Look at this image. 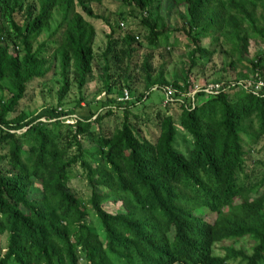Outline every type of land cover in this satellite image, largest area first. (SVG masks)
<instances>
[{"label": "trees", "instance_id": "obj_1", "mask_svg": "<svg viewBox=\"0 0 264 264\" xmlns=\"http://www.w3.org/2000/svg\"><path fill=\"white\" fill-rule=\"evenodd\" d=\"M92 1L100 0H0V235L5 239L0 264H264V165L254 181L245 182L242 174L245 144L264 133V87L253 91L238 81H222L198 101L202 90L187 95L196 59L225 41L232 55L228 65L245 62L239 77L264 80V44L242 59L251 34L264 43V0H173L183 3L187 14L177 28L166 25L159 0H124L144 13L140 23L150 46L166 43L175 29L189 39L181 77L167 79L161 68L151 74L148 54L141 63L142 95L165 85L187 95L186 102L184 96L171 99L179 105L178 124L190 136L184 149L175 145L170 113L155 112L157 133L147 137L128 118L134 102L115 101L113 94L103 95L102 112L89 108L72 122L62 121L68 112L56 105L34 113L18 108L27 84L50 68L43 48L53 35L58 39L51 58H57L61 80L57 104L68 88L69 68L81 99L94 28L75 6L96 18ZM54 18L46 38L36 43ZM134 35L124 33L119 40L111 26L105 33L99 54L103 93L111 86L107 55L121 63ZM203 37L209 44L200 43ZM119 103L120 124L106 133L100 121ZM80 135L92 144L82 146ZM74 164L89 187L85 199L67 188ZM108 196L121 208L105 209L101 200ZM205 208L215 213L211 220L204 217ZM240 239L249 245L232 244ZM224 240L230 243L221 246L223 253H214V244Z\"/></svg>", "mask_w": 264, "mask_h": 264}, {"label": "rangeland", "instance_id": "obj_2", "mask_svg": "<svg viewBox=\"0 0 264 264\" xmlns=\"http://www.w3.org/2000/svg\"><path fill=\"white\" fill-rule=\"evenodd\" d=\"M158 3L159 7L157 10L169 28H177L184 25L187 14L186 7L183 3L176 4L173 0H159ZM90 4L92 10L98 14V17H90L84 14L77 5L75 6V9L80 11L94 28L91 69L87 80L82 86L81 99H78L80 92L71 77V68H69L68 88L61 96L60 103L57 104V87L61 83V80L57 58H51L53 46L57 43L58 39L57 35H53L43 48L47 62L51 61L50 68L43 76L34 78L27 84L25 95L19 100L18 108L34 113L41 107L56 105L57 108L68 112L66 116L61 117L62 121L72 122V117L76 113L86 112L89 108L97 109V112H102L107 107V105H101L103 95L106 93L108 95L113 94L116 99L115 101L134 102L130 103L127 107L130 110L128 118L135 126L137 125V129L144 136L154 137L157 133V125L153 117L157 110L161 113H170L173 117L175 128L177 129L175 145L180 149H184L185 146L189 145L190 136L177 122L179 112L178 102H171V100L164 102L165 93L162 87L155 88L153 86L149 93L141 94L145 91L141 63L144 56L148 54L147 62L150 66L151 74H154L156 70L161 68L162 73L167 79H171L173 76L181 77V70L186 64V53L189 48L188 37L183 31L175 29L169 31L166 43L161 42L157 47L150 46L145 39L146 28L140 23V18L144 13L134 4L124 0H100L99 2L92 1ZM261 13L262 10L260 7H257L255 9V16L260 18ZM56 20V18L52 19L49 28L43 30L38 35L35 41L36 43L46 38L48 31L54 26ZM119 21L122 22V25H120ZM109 26L113 28V36H116L119 40L124 33L128 32L137 35V37L130 43L132 50L128 56L123 57L121 63L118 64V61H115L112 53L107 55L111 73V86L103 93L100 80L101 57L99 54L104 46L105 33L108 31ZM200 43L203 45L209 44V38L203 37L200 39ZM263 44L259 36L251 34L248 39L246 51L242 54V59L253 57L257 51L263 48ZM121 46L120 41L117 42L115 50ZM229 47L230 43L227 41L219 43L212 53L196 59V63L189 71V77L193 80V86L213 81H226L230 84L236 81H249V79L239 77L238 75V71H241V69L246 72V68L243 66L244 61L235 63L233 67L228 65L232 59V55L228 50ZM123 68H125L124 72ZM239 88L240 86L234 88L232 91H239ZM171 93L172 98L175 96H184L185 102L188 98L187 95H190V92H187V95L175 94L173 88ZM204 96L205 93L198 95L197 101ZM119 104V107H112L111 114L104 116L100 121L102 130L106 133H110L115 126L120 124L122 119V103ZM40 119H44V117H40ZM241 136L243 139L245 138L244 134H241ZM79 139L82 146L92 144V141L86 135H80ZM69 148L72 149L73 146ZM245 148V166L242 174H246L245 182H251L259 176L264 165V133L259 135L254 142L246 143ZM71 170L74 174L67 180V188L85 199L89 193L87 182L82 175L78 174L80 168L77 164H74ZM32 193L36 196L39 194L36 185L32 187ZM101 204L105 209L110 211H116L121 208L119 201H112L111 196L103 198ZM203 211L204 217L209 220L215 215L213 211H209L206 208ZM88 217L91 224L100 232L97 218L91 210H88ZM4 242L3 233L0 235V245H4ZM227 243H230V241L224 240L216 242L213 246V252L222 254L224 250L221 246ZM239 243L244 246L249 245L244 239L232 242L235 245Z\"/></svg>", "mask_w": 264, "mask_h": 264}, {"label": "built area", "instance_id": "obj_3", "mask_svg": "<svg viewBox=\"0 0 264 264\" xmlns=\"http://www.w3.org/2000/svg\"><path fill=\"white\" fill-rule=\"evenodd\" d=\"M119 23H120V25H122L121 21H119ZM134 37H137V35H134ZM240 83L244 87L247 86V85L251 86L253 91L258 90L262 86L264 87V80H261V79H258V80H255V81H251L249 79V81H241ZM221 85H222V82H219V81L207 82V83H203L201 85L192 86V89L189 92H190V95H191L195 90L200 89L204 93H214L221 87ZM162 89H163V91L165 93V99H163L164 102H166L167 100L173 99L171 97L172 88L170 86L165 85V86H163ZM124 94H125V90H124Z\"/></svg>", "mask_w": 264, "mask_h": 264}]
</instances>
